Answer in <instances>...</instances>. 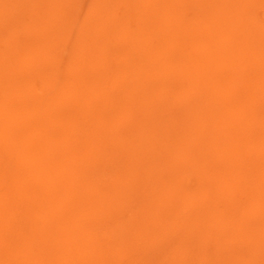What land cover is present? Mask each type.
<instances>
[{"label":"rangeland","instance_id":"obj_1","mask_svg":"<svg viewBox=\"0 0 264 264\" xmlns=\"http://www.w3.org/2000/svg\"><path fill=\"white\" fill-rule=\"evenodd\" d=\"M5 1H0V39L5 40L0 48L13 55L7 59L9 54L3 58L0 52V68H5L0 69V264L13 259V264H264V192L251 196L252 202L243 193L250 175L264 181V135H258L264 128V0L243 3L244 15L234 0ZM193 66L204 71L198 84L184 77L186 70L191 76ZM180 68H185L182 75ZM237 114L246 117L242 124ZM212 127L219 131L212 154L225 155L224 141L231 147L227 155L248 143L245 166L239 165L242 158H203L210 151ZM242 131L241 146L236 133ZM148 132L155 137L144 142L149 151L141 154L140 136ZM176 142L190 148L185 154L187 147H181L186 160L192 153L196 157L184 178L172 168L183 156L174 153ZM178 183L189 190L182 188L180 198L192 190L196 196L189 193L192 200L179 203ZM169 197L177 200L172 202L176 213ZM196 210L202 219L191 215Z\"/></svg>","mask_w":264,"mask_h":264},{"label":"bare ground","instance_id":"obj_2","mask_svg":"<svg viewBox=\"0 0 264 264\" xmlns=\"http://www.w3.org/2000/svg\"><path fill=\"white\" fill-rule=\"evenodd\" d=\"M1 1V0H0ZM4 1V0H3ZM6 1H8V0H6ZM6 1H5V3H6ZM18 1V0H17ZM68 1V0H67ZM70 1V0H69ZM112 1H115V0H112ZM178 1V0H177ZM207 1H209V0H207ZM206 1V3H208ZM214 1V0H213ZM223 1V0H222ZM228 1V0H227ZM241 0H234V2H236V4L237 5H239V9L237 10L238 12H239V14L240 15H244V14H246L247 13V11L245 10V7H244V4L243 3H247L246 5H249V3L248 2H250V1H253V0H244L245 2H240ZM246 1H248V2H246ZM9 2H11V1H9ZM12 2H13V0H12ZM21 2V1H20ZM108 2V1H107ZM215 2V1H214ZM213 2V3H214ZM231 2H233L232 0H231ZM240 2V3H239ZM13 3H15V2H13ZM17 3V2H16ZM75 3V2H74ZM105 3V2H104ZM210 3V2H209ZM219 4H220V9L219 10H221L224 6H221V2L219 1L218 2ZM239 3V4H238ZM100 4H101V2H100ZM108 4V3H107ZM110 4V3H109ZM143 4V3H142ZM177 4V3H176ZM215 4H217V3H215ZM224 4H226V3H224ZM223 4V5H224ZM227 4H231V3H227ZM3 5H4V2H3ZM10 5V4H9ZM21 5V4H20ZM20 5H18V6H20ZM72 5H73V3H72ZM104 5V4H103ZM175 5V4H174ZM243 5V6H242ZM5 6V5H4ZM7 6V5H6ZM26 6V5H25ZM68 6H70V5H68ZM211 6V5H210ZM210 6H208V7H210ZM228 7H230L229 5H227ZM232 6V5H231ZM8 7V6H7ZM58 7V6H57ZM102 7V6H101ZM133 7H134V5H133ZM144 7V6H143ZM173 7V6H172ZM207 7V8H208ZM214 7H216L215 9H218V6H214ZM222 7V8H221ZM235 7V6H234ZM1 8H3L2 6H1ZM1 8H0V12H2L1 11ZM6 8V7H5ZM12 8H14V7H12ZM225 8H227V7H225ZM9 10H10V8H8ZM7 9V10H8ZM16 11H17V6H16ZM23 9V8H22ZM27 9V8H26ZM136 9V8H135ZM163 9V8H162ZM178 9V8H177ZM214 9V8H213ZM232 9V8H231ZM145 10H147V9H145ZM175 10V9H174ZM201 10V9H200ZM210 10V9H209ZM228 10H229V8H228ZM12 11V10H11ZM11 11H8V13L9 12H11ZM109 11V10H108ZM135 11V10H134ZM233 11H234V9L231 11L232 13H233ZM237 11H235L234 12V14L237 12ZM4 12V11H3ZM138 12V11H137ZM223 12V11H222ZM227 12V11H226ZM16 13V12H15ZM51 13V12H50ZM93 13V12H92ZM109 13V12H108ZM227 13H229V12H227ZM18 14V13H17ZM16 14V15H17ZM25 14H26V12H25ZM94 14V13H93ZM97 14V13H96ZM146 14V13H145ZM212 14V13H211ZM234 14H232V15H234ZM9 15V14H8ZM13 15V14H12ZM58 15V14H57ZM98 15V14H97ZM209 15V14H208ZM220 15V14H219ZM231 15V16H232ZM237 15V14H236ZM3 16H5V15H3ZM7 16V15H6ZM21 16H22V14H21ZM26 16V15H25ZM37 16V15H36ZM60 16V15H59ZM140 16V15H139ZM205 17H206V15H204ZM203 16V17H204ZM209 16H211V15H209ZM215 15L213 14V17H214ZM217 16V15H216ZM222 16V14L220 15V17ZM224 16V15H223ZM248 16V15H247ZM9 17V16H8ZM18 17H20V16H18ZM143 17V16H142ZM141 17V18H142ZM163 17V16H162ZM240 17V16H239ZM6 18V17H5ZM15 18H16V16H15ZM29 18V17H28ZM35 18V17H34ZM103 18V17H102ZM138 18V17H137ZM217 18V17H216ZM8 19V18H7ZM10 19V18H9ZM9 19L6 21V22H8L9 21ZM38 19V18H37ZM36 18H35V20H37ZM58 19V18H57ZM60 20H58V21H60L61 23H63L62 22V19L61 18H59ZM87 19V18H86ZM94 19H96V18H94ZM98 19V18H97ZM204 19V18H203ZM239 19V18H238ZM14 20V19H13ZM40 20V19H39ZM66 20H67V18H66ZM80 20V19H79ZM136 20V19H135ZM217 20V19H216ZM2 21H4V18H3V20L1 19V22ZM11 21V20H10ZM18 21V20H17ZM38 21V20H37ZM74 21V20H73ZM226 21V20H225ZM121 22V21H120ZM205 22V21H204ZM214 22V21H213ZM5 23V22H4ZM9 23V22H8ZM14 23V22H13ZM31 23H32V21H31ZM40 23V22H39ZM84 23H85V20H84ZM87 23V22H86ZM114 23V22H113ZM141 23V22H140ZM209 23V22H208ZM220 23H221V21H220ZM20 24V23H19ZM89 24V23H88ZM214 24V23H213ZM219 24V23H218ZM236 24V23H235ZM29 25V24H28ZM34 25V24H33ZM40 25V24H39ZM91 25V24H90ZM102 25V24H101ZM214 25H217V24H214ZM6 26V25H5ZM24 26V25H23ZM37 26V25H36ZM83 26H85L84 24H83ZM95 26V25H94ZM41 27V26H40ZM224 27V26H223ZM244 27H246V26H244ZM52 28V27H51ZM101 28V27H100ZM3 29V28H2ZM1 28H0V30H2ZM6 29V28H5ZM8 29V28H7ZM41 29H42V27H41ZM60 29V28H59ZM65 30H66V28H65ZM85 30V29H84ZM144 30V29H143ZM237 30V29H236ZM239 30V29H238ZM3 31H5V30H3ZM44 31V30H43ZM46 31V30H45ZM119 31V30H118ZM55 32H56V30H55ZM93 32V31H92ZM222 32V31H221ZM235 32H237V31H235ZM263 32V31H262ZM35 33V32H34ZM112 33V32H111ZM121 33V32H120ZM124 33H126V32H124ZM123 33V34H124ZM67 34V33H66ZM72 34V33H71ZM93 34V33H92ZM100 34V33H99ZM122 34V33H121ZM189 34H190V32H189ZM235 34V33H234ZM234 34H232V35H234ZM53 35V34H52ZM74 35V34H73ZM73 35H72V37H73ZM191 35V34H190ZM210 35V34H209ZM231 35V36H232ZM55 36V35H54ZM75 36V35H74ZM236 36V35H235ZM51 37V36H50ZM49 37V38H50ZM83 37V36H82ZM53 38V37H52ZM79 38V37H78ZM215 38V37H214ZM14 39V38H13ZM71 39V38H70ZM76 39V38H75ZM146 39V38H145ZM234 39V38H233ZM1 40V39H0ZM4 40V39H3ZM3 40H1V42L3 41ZM78 40H80V38L78 39ZM192 40V39H191ZM5 41V40H4ZM7 43L8 44H10L9 43V39H7ZM13 42H14V40H12ZM11 41V42H12ZM69 41V40H68ZM147 42V41H146ZM231 42V41H230ZM6 42L4 43H2V44H6V45H8ZM138 43H136V45H137ZM242 44V43H241ZM23 45H25V44H23ZM86 45V44H85ZM94 45H95V43H94ZM135 45V44H134ZM140 45V44H139ZM201 45V44H200ZM89 46H90V44H89ZM91 46H92V44H91ZM6 47V46H5ZM4 47V48H5ZM8 47V46H7ZM11 47L13 48L14 47V45L13 44H11ZM10 46L8 47V52H9V49L11 48ZM86 47V46H85ZM194 47V46H193ZM24 48V47H23ZM22 48V49H23ZM59 48V47H58ZM227 48V47H226ZM230 48V47H229ZM238 48V47H237ZM101 49H103V48H101ZM108 49V48H107ZM228 49V48H227ZM232 49V48H231ZM252 49V48H251ZM4 50V49H3ZM3 50H1V48H0V52L1 51H3ZM96 50V49H95ZM109 50V49H108ZM113 50H115V52L117 51L116 49H113ZM140 50V49H139ZM229 50V49H228ZM6 51V52H7ZM14 51V49H12V52ZM20 51V50H19ZM98 51H99V49H98ZM110 51V50H109ZM11 52V53H12ZM114 52V51H113ZM240 52V51H239ZM2 53V52H1ZM1 53H0V55H1ZM4 53V52H3ZM2 53V55H3V58H4V55L6 54V53H4L3 54ZM13 53H16L15 51L13 52ZM85 53V52H84ZM89 53V52H88ZM98 53H100V52H98ZM102 53H104V51L102 52ZM111 53V52H110ZM146 53V52H145ZM232 53V52H231ZM250 53H252V52H250ZM9 54V56H8V58L7 59H9V57L10 56H12V55H10V52L8 53ZM8 54H6V57H7V55ZM35 54V53H34ZM80 54V53H79ZM83 54V53H82ZM109 53H107V55H108ZM141 54V53H140ZM151 54V53H150ZM243 54V53H242ZM244 54H247V52L246 53H244ZM253 54V53H252ZM255 54V53H254ZM1 55V56H2ZM114 55V54H113ZM236 55V54H235ZM86 56V55H85ZM141 56V55H140ZM164 56V55H163ZM79 57H80V55H79ZM107 57V56H106ZM147 57V56H146ZM152 57V56H151ZM241 57V56H240ZM1 58V57H0ZM81 58V57H80ZM139 58V57H138ZM149 57H147V59H148ZM154 58V57H153ZM20 59H21V57H20ZM31 59V58H30ZM29 59V60H30ZM74 59V58H73ZM105 59V58H104ZM146 59V60H147ZM1 60V59H0ZM12 60H13V58H12ZM33 60V59H32ZM41 60V59H40ZM75 60V59H74ZM93 60V58H91L90 60H87L86 59V61H92ZM108 60H110V59H108ZM155 60V59H154ZM154 60H152V61H154ZM2 62H3V59L1 60ZM4 61H6L7 62V60H4ZM94 61V60H93ZM105 61H106V59H105ZM163 61V60H162ZM9 62V61H8ZM7 62V63H8ZM75 62V61H74ZM96 62V61H95ZM106 62H109V61H106ZM151 62V61H150ZM237 62H238V60H237ZM10 63V62H9ZM8 63V64H9ZM39 63V62H38ZM98 63V62H97ZM105 63V62H104ZM233 63V62H232ZM45 64V63H44ZM47 64V63H46ZM89 64V63H88ZM102 64V63H101ZM109 64V63H108ZM135 64V63H134ZM148 64V63H147ZM0 65H4V64H0ZM39 65V64H38ZM41 65V64H40ZM48 65V64H47ZM93 65V64H92ZM107 65V64H106ZM153 65V64H152ZM6 66V65H5ZM43 66H45V65H43ZM49 66V65H48ZM55 66V65H54ZM73 66H75V65H73ZM87 66V65H86ZM102 66V65H101ZM100 66V67H101ZM163 66V65H162ZM162 66H161V68H159L160 70L162 69ZM223 66V65H222ZM2 67H4V66H1V68L0 69H2ZM8 67V66H7ZM6 67V68H7ZM12 67V66H11ZM97 67H99L98 65H97ZM99 67V68H100ZM106 67V66H105ZM104 67V68H105ZM171 67V66H170ZM215 67V68H214ZM239 66H237V65H235V68H238ZM41 68V67H40ZM86 68H88V67H86ZM89 68H91V67H89ZM93 68V67H92ZM127 68V67H126ZM164 68L165 67H163V69L162 70H164ZM212 68V67H211ZM211 68H209V69H207V70H210ZM213 68H214V70H219V68H220V66L219 65H216V63H215V65L213 66ZM260 67H258V69H259ZM170 69V68H169ZM169 69H168V71H169ZM3 71H5V68H3L2 69ZM27 71H28V69H26ZM82 70V69H81ZM85 70V69H84ZM171 70V69H170ZM180 70H182V71H180ZM180 72L178 71V74L179 75H182L183 74V72H184V70H185V68L184 69H182V68H180ZM3 71H0V73L1 72H3ZM8 71V70H7ZM39 71H41L40 69H39ZM67 71V70H66ZM96 71V70H95ZM110 71V70H109ZM148 71V73H149V70H147ZM155 71V70H154ZM201 71H202V69H201ZM200 70H198V68L197 67H195V66H193V69H192V73H190L191 74V76H188V71L186 70L185 71V73H184V75H187V76H184V77H187V78H192V81L194 82V83H199V81H203V79L201 78V75H203V73H204V71L203 72H201ZM233 71V70H232ZM237 71V70H236ZM25 72V71H24ZM130 72V71H129ZM141 72V71H140ZM166 72V71H165ZM201 72V75L199 74ZM6 73V72H5ZM8 73V72H7ZM6 73V75H8ZM70 73V72H69ZM162 73V72H161ZM259 73V72H258ZM10 74H12V73H10ZM6 75H5V77H6ZM23 75V74H22ZM104 75V74H103ZM163 75V74H162ZM170 75H175V76H177L176 75V73H172V74H170ZM76 76V75H75ZM139 76V75H138ZM153 76V75H152ZM175 76H171V77H175ZM212 76H214V72H212ZM117 77V76H116ZM121 77V76H120ZM135 77H137V75L135 76ZM146 77V76H145ZM125 78V77H124ZM143 78V77H142ZM152 78H156V77H152ZM5 79V78H4ZM7 79V78H6ZM9 79L11 80V77H10V75H9ZM85 79V78H84ZM86 79H88V78H86ZM101 79V78H100ZM103 79V78H102ZM101 79V80H102ZM122 79V78H121ZM14 80V79H13ZM13 80H12V82H13ZM20 80V79H19ZM105 80V79H104ZM170 80V79H169ZM5 81V80H4ZM91 81V80H90ZM123 81V80H122ZM142 81V80H141ZM173 81H174V79H173ZM17 82V81H16ZM115 82V81H114ZM3 83H5V82H3ZM126 83V82H125ZM145 84V83H144ZM2 85V84H1ZM10 85V84H9ZM31 85V84H30ZM13 86V85H12ZM29 86V85H28ZM102 86V85H101ZM146 86H147V84H146ZM117 87V86H116ZM4 88V87H3ZM29 88V87H28ZM45 88V87H44ZM78 88V87H77ZM143 88H145V86L143 87ZM1 89V88H0ZM17 89H21V88H17ZM24 89V88H23ZM27 89V88H26ZM138 89V88H137ZM147 89H148V87H147ZM30 90V89H29ZM36 90V89H35ZM49 90V89H48ZM133 90V89H132ZM150 90H151V88H150ZM228 90H229V88H228ZM18 91H21L20 93L21 94H23L22 93V89L21 90H18ZM28 91V90H27ZM32 91V90H31ZM65 91V90H64ZM124 91V90H123ZM13 93H16L15 92V90L14 91H12ZM136 92V91H135ZM51 93V92H50ZM74 93V92H73ZM86 93V92H85ZM0 94H1V91H0ZM58 94V93H57ZM88 94V93H87ZM137 94H140V92L139 93H137ZM172 94V93H171ZM125 95V94H124ZM187 95V94H186ZM3 96V98H4V95H2ZM6 96V95H5ZM15 96V95H14ZM17 96V95H16ZM16 96H15V98H16ZM134 96H136L135 94H134ZM182 97L184 96L183 94L181 95ZM20 96H18V98H19ZM100 97H101V95H100ZM104 97V96H103ZM118 97V96H117ZM132 97V96H131ZM8 98H10V96H8ZM12 98V97H11ZM135 98V97H134ZM109 99V98H108ZM139 99V98H138ZM3 100V99H2ZM6 100H8L7 98H6ZM11 100V99H10ZM13 100V99H12ZM44 100V99H43ZM140 100V99H139ZM58 101V100H57ZM138 101V100H137ZM1 102V101H0ZM10 102V101H9ZM14 102V101H13ZM25 103V102H24ZM83 103V102H82ZM86 103V102H85ZM186 103V102H185ZM3 104H5V103H3ZM22 104V103H21ZM42 104V103H41ZM84 104V103H83ZM128 104H130V103H128ZM250 104V103H249ZM6 105V104H5ZM43 105V104H42ZM245 105H247V104H245ZM16 106V105H15ZM82 106V105H81ZM0 107H2V106H0ZM6 107H7V105H6ZM10 107V106H9ZM18 107V106H17ZM49 107V106H48ZM59 107H60V105H59ZM85 108H86V106H84ZM84 107H82V108H84ZM133 107V106H132ZM4 108V107H3ZM2 108V109H3ZM1 109V108H0ZM1 109V110H2ZM11 109H13V108H11ZM15 109V108H14ZM56 109V108H55ZM88 109V108H87ZM139 109H140V107H139ZM4 110V109H3ZM16 110V109H15ZM20 110V108L17 110V112ZM46 110H48V109H46ZM234 110V109H233ZM250 110V109H249ZM60 112H61V110H59ZM94 111V110H93ZM123 111V110H122ZM235 111V110H234ZM2 112V111H1ZM9 112V111H8ZM140 112V111H139ZM153 112V111H152ZM228 112V111H227ZM13 113H14V111H13ZM18 113H20V112H18ZM102 113H104V112H102ZM154 113V112H153ZM238 113V112H237ZM8 114V113H7ZM63 114V113H62ZM154 114H156V113H154ZM224 114H226V113H224ZM236 114V113H235ZM251 114V113H250ZM86 115V114H85ZM90 115V114H89ZM97 115V114H96ZM111 115V114H110ZM116 115V114H115ZM138 115H139V113H138ZM9 115H7V117H8ZM39 116V115H38ZM92 116V115H91ZM90 116V117H91ZM99 116V115H98ZM108 116V115H107ZM131 116V115H130ZM135 116H137V114L135 115ZM146 116V115H145ZM157 116V115H156ZM166 116V115H165ZM227 116H230V115H228L227 114ZM11 117V116H10ZM77 117V116H76ZM82 117V116H81ZM85 118H86V116H84ZM89 117V118H90ZM93 117V116H92ZM138 117V116H137ZM233 116H230V119L232 118ZM9 118V117H8ZM8 118H7V120H8ZM243 118H246L245 116H241L240 117V114H237L236 115V118L235 119H237V120H239V121H236V120H234V121H236V122H239L240 124H242L243 122H241L242 120H243ZM12 119V118H11ZM70 119V118H69ZM98 119V118H97ZM105 119V118H104ZM228 119V118H227ZM75 120H76V118H75ZM160 120V119H159ZM70 121V120H69ZM102 121V120H101ZM104 121V120H103ZM102 121V122H103ZM163 121V120H162ZM228 121V120H227ZM93 122V121H92ZM146 122V121H145ZM228 122H231V123H233V120L232 121H228ZM7 123V122H6ZM32 123V122H31ZM132 123V122H131ZM154 123H156V122H154ZM2 124V123H1ZM12 124V123H11ZM34 124V123H33ZM121 124V123H120ZM157 124V123H156ZM235 124H238V123H234V125ZM239 124V125H240ZM3 125H5V124H3ZM19 125V124H18ZM48 125V124H47ZM65 125V124H64ZM63 125V126H64ZM68 125V124H67ZM79 125V124H78ZM106 125H107V123L105 124V127H106ZM142 125H144V123H142ZM154 125V124H153ZM158 125H159V123H158ZM168 125V124H167ZM230 126H231V124H229ZM263 125H264V123H263ZM8 126H10L9 124H8ZM69 126V125H68ZM71 126H73V125H71ZM102 126V125H101ZM115 126H116V124H115ZM119 126V125H118ZM121 126V125H120ZM119 126V127H120ZM145 126V125H144ZM169 126V125H168ZM252 126V124L249 126V127H251ZM3 127V126H2ZM6 127V126H5ZM65 127H67V126H65ZM90 127V126H89ZM93 127V126H92ZM102 127H104V126H102ZM105 127H104V129H105ZM112 127V126H111ZM142 127V126H141ZM140 127V128H141ZM62 128V127H61ZM60 128V129H61ZM69 128V127H68ZM74 128V127H73ZM97 128V127H96ZM124 128V127H123ZM143 128V127H142ZM154 128V127H153ZM156 128V127H155ZM170 128V127H169ZM108 129V128H107ZM106 129V130H107ZM144 129V128H143ZM151 129V128H150ZM254 129V128H253ZM256 129V128H255ZM0 130H2V129H0ZM3 130H5V128L3 129ZM7 130V129H6ZM5 130V131H6ZM11 130V129H10ZM72 130V129H71ZM77 130V129H76ZM101 130H102V128H101ZM121 130V129H120ZM124 130V129H123ZM128 130V129H127ZM65 131V130H64ZM70 131V130H69ZM103 131V130H102ZM119 131V130H118ZM133 131V130H132ZM140 131H142V130H140ZM152 131V130H151ZM150 131V132H151ZM166 131V130H165ZM3 132V131H2ZM15 132H17V130L15 131ZM62 132V131H61ZM66 132V131H65ZM93 132V131H92ZM96 132V131H95ZM108 132H110L109 130H108ZM107 132V133H108ZM116 132V131H115ZM150 132H148L149 133V135L148 134H145V135H147V136H143V135H141L140 136V148H141V151H140V153L141 154H143V153H146L147 151H149V147H146V148H144V142L146 141V140H150V138L152 139V138H154L155 136L153 135V133H152V135H151V137H150ZM153 132H154V130H153ZM258 132H260L258 135H264V128L262 129V130H259ZM72 133V132H71ZM104 133V132H103ZM118 133V132H117ZM144 133V132H143ZM155 133H158V132H155ZM5 134V133H4ZM70 134V133H69ZM106 134V133H105ZM110 134V133H109ZM118 134H120V131H119V133ZM117 134V135H118ZM142 134V133H141ZM6 135V134H5ZM160 135H161V133H160ZM218 135H219V131H216L215 129H214V127H212V129L209 131V136H208V141H209V150L210 151H208V152H206V153H204L202 156H203V158L206 160V161H209L210 159H213V158H211L212 157V152L213 151H215L216 150V147H217V145H218V143H219V139H217L218 138ZM236 135H238L239 137L238 138H240V143H241V146L246 142V140L244 139V136H245V133L242 131V132H237L236 133ZM71 136V135H70ZM112 136V135H111ZM110 136V137H111ZM119 136V135H118ZM153 136V137H152ZM157 136V135H156ZM226 136V135H225ZM69 137V136H68ZM72 137H70L69 139H71ZM136 139H135V141H137L138 140V133H137V135H136V137H135ZM163 138V137H162ZM168 138V137H167ZM227 138V137H226ZM229 138H231V137H228V139ZM3 139V138H2ZM67 139V138H66ZM93 139V138H92ZM105 139V138H104ZM89 140V139H88ZM154 140V139H153ZM163 140H164V138H163ZM163 140L161 141V142H163ZM225 140V139H224ZM3 141V140H2ZM90 141H92V140H90ZM97 141V140H96ZM108 141V140H107ZM114 141V140H113ZM93 142V141H92ZM154 142V141H153ZM14 143H15V139H14ZM41 143V142H40ZM59 143V142H58ZM65 143V142H64ZM69 143V142H68ZM95 143V142H94ZM113 143V142H112ZM130 143V142H129ZM181 143L182 142H180L179 144L181 145ZM192 143H194V142H192ZM49 144H52V143H49ZM85 144H86V140H85ZM96 144V143H95ZM94 144V145H95ZM123 144V143H122ZM154 144V143H153ZM229 144V143H228ZM227 144V142L226 141H224V142H222L221 143V146H220V148L222 149V150H224V154L225 155H222V153L220 152H218L217 154H215V155H213L217 160H219V161H222V162H225V161H228L229 159H235V161H237L238 159L240 160V158H242L241 160L243 161V162H241V160H240V162L241 163H239V165H243V166H245V156H244V148L247 146H249V145H247L248 143H245V146H243V148H242V151H241V147L240 148H238V147H236L235 149H236V151L238 152V153H233L232 155H227L226 154V152L228 151V148H231L230 147V145H228ZM72 145V144H71ZM89 145H90V143H89ZM114 145H115V143H114ZM124 145V144H123ZM156 145V144H155ZM161 145V147H162V145H165L164 144V142L163 143H161L160 144ZM173 145V144H172ZM178 144H177V142L175 143V147L177 146ZM117 146V145H116ZM130 146H134L135 147V149H136V145H134V142L132 141V144L130 145ZM151 146V145H150ZM183 145H181V147H182ZM194 146H195V144H194ZM19 147V146H18ZM70 147V146H69ZM93 147V146H92ZM97 146H94V148H96ZM102 147V146H101ZM129 147V146H128ZM133 147V148H134ZM166 147L168 148V145L166 144ZM174 147V146H173ZM178 147V146H177ZM177 147H176V150H177ZM180 146L178 147L179 148V150L178 151H175V150H173V151H175L174 153H180V152H182V148H181ZM184 148H186L187 147V151L185 152V150H184V152L183 153H185V154H187V152H188V150H190V148H188V145H186V144H184V146H183ZM190 147H191V145H190ZM202 147H203V145H202ZM115 148V147H114ZM152 148H153V146H152ZM170 148V147H169ZM180 148H181V150H180ZM12 149V148H11ZM15 150L14 151H16L17 150V147L16 148H14ZM22 149V148H21ZM91 149V148H90ZM100 149V148H99ZM76 150H77V148H76ZM92 150V149H91ZM94 150V149H93ZM107 150V149H106ZM156 150V147H155V149H154V151ZM167 150H169V149H167ZM18 151H19V149L17 150V153H18ZM23 151V150H22ZM83 151V150H82ZM88 151V150H87ZM101 151H103V150H101ZM109 151H110V149H109ZM134 151V150H133ZM137 151V150H136ZM153 151V150H152ZM153 151V152H154ZM191 151V150H190ZM217 151V150H216ZM86 152V151H85ZM84 152V153H85ZM193 152H195L196 153V151H193ZM16 153V152H15ZM14 153V154H15ZM77 153V152H76ZM100 154H101V152H99ZM111 153V152H110ZM162 153V152H161ZM190 153V152H189ZM188 153V154H189ZM192 153V152H191ZM125 154V153H124ZM153 154V153H152ZM185 154H182V153H180L179 155L181 156V155H183V156H181V160H182V162L180 161V160H178V159H180V158H178L177 160H178V163H179V161H180V164H178L177 163V165H173V170H174V172H175V170L177 171V173L180 175V176H183L182 178H184V174L186 173L185 171H187L188 170V172H190L191 170L190 169H194L195 167L194 166H196V157L193 155V153H192V155L190 156V157H192L193 156V158L191 159L190 157H188L189 158V160L187 159H185V158H187V157H184L185 156ZM84 155V154H83ZM94 155H96L97 156V154H94ZM103 155V154H102ZM105 155V154H104ZM163 155V154H162ZM179 155H177L178 157H179ZM85 156V155H84ZM91 156V155H90ZM95 156V157H96ZM149 156V155H148ZM187 156V155H186ZM241 156V157H240ZM4 157V156H3ZM28 157V156H27ZM58 157V156H57ZM102 157V156H101ZM109 157H110V155H109ZM183 157H184V159H183ZM264 157V156H263ZM83 158V157H82ZM98 158V157H97ZM105 158H106V155H105ZM147 158V157H146ZM175 158V157H174ZM19 159V158H18ZM85 159V158H84ZM6 160H7V158H6ZM101 160V159H100ZM99 160V161H100ZM137 160V159H136ZM214 160V159H213ZM12 161V160H11ZM26 161H28L27 159H26ZM92 161V160H91ZM131 161V160H130ZM158 161V160H157ZM161 161V160H160ZM173 161V160H172ZM95 162V161H94ZM129 162V161H128ZM177 162V161H176ZM23 163V162H22ZM28 163V162H27ZM88 163V162H87ZM174 163V162H173ZM1 164V163H0ZM11 164V163H10ZM91 164V163H90ZM157 164V163H156ZM166 164V163H165ZM174 164H176V163H174ZM238 164V163H237ZM251 163H248L247 165H250ZM254 164V168L256 169L257 167H259L260 165L257 163V162H255V163H253ZM264 164V163H263ZM12 165V164H11ZM86 165V164H85ZM136 165V164H135ZM163 165V164H162ZM99 166V165H98ZM137 166V165H136ZM125 167V166H124ZM163 167H164V165H163ZM5 168V167H4ZM165 168V167H164ZM170 168H171V166H170ZM46 169V168H45ZM168 169V168H167ZM165 170V169H164ZM6 171V170H5ZM129 171V170H128ZM137 171V170H136ZM3 172V171H2ZM132 172V171H131ZM163 172V171H162ZM176 173V172H175ZM191 173H194V172H191ZM164 174V173H163ZM183 174V175H182ZM197 174V173H196ZM79 175V174H78ZM131 175V174H130ZM187 175V174H186ZM185 175V176H186ZM189 175H190V173H188V177H189ZM198 176H200L199 174H197ZM122 177H123V175H121ZM164 176V175H163ZM194 176V175H193ZM79 177V176H78ZM124 178V177H123ZM126 178V177H125ZM201 178V177H200ZM199 177H197V179H198V182H202V180L200 179ZM2 179V178H1ZM0 179V180H1ZM78 179V178H77ZM119 179H120V177H119ZM144 179V178H143ZM194 179V178H193ZM195 179H196V176H195ZM84 180V179H83ZM127 180V179H126ZM163 180H165V179H163ZM162 180V181H163ZM258 180V181H257ZM79 181V180H78ZM132 181V180H131ZM261 180L259 179V178H255L254 179V175H250V179L247 181V184H246V186L243 188V193H244V195L245 196H247L248 198H247V200L248 201H251L250 199H251V196H258L259 194H260V192H264V181H261ZM165 182V181H164ZM81 183V182H80ZM118 183V182H117ZM162 183V182H161ZM166 183V182H165ZM195 183H196V181H195ZM138 184V183H137ZM167 184V183H166ZM58 185V184H57ZM256 185H258L256 188H255V190L252 188V187H255ZM21 186V185H20ZM80 186H82L81 184H80ZM127 186H129V185H127ZM169 186V185H168ZM177 186H179L178 187V189H180V190H178V189H176L177 190V196L180 194V191H182V190H184L183 192L184 193H186L185 191H186V189H187V191H189L188 190V188H185L184 189V185L182 186V184L181 185H179V183L177 184ZM181 186V187H180ZM110 187V186H109ZM112 187V186H111ZM132 187V186H131ZM185 187H187V186H185ZM104 187H102V189H103ZM143 188V187H142ZM164 188V187H163ZM174 188V187H173ZM177 188V187H176ZM183 188V189H182ZM41 189V188H40ZM52 189H53V187H52ZM58 189H59V187H58ZM105 189H107V187L105 188ZM125 189L127 190V188H126V186H125ZM124 189V190H125ZM138 189V188H137ZM161 189H162V187H161ZM182 189V190H181ZM28 190V189H27ZM34 190V189H33ZM42 190V189H41ZM46 190H48V189H46ZM104 190V189H103ZM110 190H111V188H110ZM123 190V191H124ZM172 190V189H171ZM175 190V191H176ZM29 191V190H28ZM38 191H40V190H38ZM58 191V190H57ZM133 191V190H132ZM169 191V190H168ZM193 192L191 193V191L189 192L190 194H191V198H193L194 196H196L195 195V192H194V190H192ZM49 192V191H48ZM107 192V191H106ZM179 192V193H178ZM34 193H35V191H34ZM57 193V192H56ZM102 193V192H101ZM108 193V192H107ZM110 193V192H109ZM167 193V192H166ZM175 193V192H174ZM182 193V192H181ZM188 193V192H187ZM188 193V194H189ZM252 193V194H251ZM25 194V193H24ZM30 194V193H29ZM54 194V193H53ZM100 194V193H99ZM103 194H106L105 192H103ZM172 194V193H171ZM188 194L187 195H184V194H181V196L182 195H184V197H182V198H180L179 196V198H176L177 196H173L174 198H176L177 200L178 199H180V200H178L179 201V203H182V201H181V199L183 200V201H191L192 199L190 198V196H189V198L188 197H186V196H188ZM35 195V194H34ZM57 195V194H56ZM63 195H64V193H63ZM107 195V194H106ZM126 195V194H125ZM176 195V194H175ZM194 195V196H193ZM228 192H227V197H228ZM25 196H26V194H25ZM65 196V195H64ZM98 196V195H97ZM98 197H100V196H98ZM163 197V196H162ZM165 197V196H164ZM168 196L166 195V198H167ZM259 197H261V196H259ZM30 198H31V196H30ZM45 198H47V197H45ZM50 198V197H49ZM174 198H173V200H174ZM262 198H264V197H262ZM28 200H29V197L27 198ZM33 199V198H32ZM41 199V198H40ZM99 199V198H98ZM1 200V199H0ZM51 200H52V198H51ZM103 200H105L104 198H103ZM168 200V199H167ZM170 201V197H169V201L171 202V206H173L174 204H172V202L173 203H175V202H177V200L176 201ZM260 200H262L261 198H260ZM259 200V201H260ZM32 201H34V200H32ZM44 201V200H43ZM101 201V200H100ZM112 201V200H111ZM181 201V202H180ZM30 202H31V200H30ZM38 202H40V201H38ZM46 202V201H45ZM44 202V203H45ZM48 202V201H47ZM104 202V201H103ZM252 202V201H251ZM6 203V202H5ZM42 203V202H41ZM51 203V202H50ZM162 203V202H161ZM187 202H185V204H186ZM31 204H32V202H31ZM167 204V203H166ZM169 204V203H168ZM175 204H177V203H175ZM24 205H25V203H24ZM110 205V204H109ZM187 205V204H186ZM47 206V205H46ZM81 206V205H80ZM155 206V205H154ZM177 206V205H176ZM175 205H174V207L171 209V211H174L175 210V212L174 213H176V211H177V207H176ZM25 207V206H24ZM31 207V206H30ZM157 207V206H156ZM155 207V208H156ZM160 207V209L162 208V206H159ZM169 207H170V204H169ZM240 207V206H239ZM32 208V207H31ZM34 208V207H33ZM32 208V209H33ZM195 208V207H194ZM100 209V208H99ZM159 209V208H158ZM196 209V208H195ZM23 210L24 209H22V213H25V212H23ZM25 210L27 211V208H25ZM45 210V209H44ZM34 211V210H33ZM55 211V210H54ZM162 212V211H161ZM196 212H197V214H196ZM196 212L195 213H193V214H191V215H193V216H195L196 215V218L198 217L197 215H198V213L200 212L199 210H196ZM233 212V211H232ZM4 213V212H3ZM2 213V214H3ZM28 213V212H27ZM26 213V214H27ZM57 213V212H56ZM263 213H264V211H263ZM25 214V215H26ZM49 214V213H48ZM173 214V213H172ZM4 215V214H3ZM2 215V216H3ZM23 215V214H22ZM28 215H29V213H28ZM30 215H31V213H30ZM50 215V214H49ZM188 215V214H187ZM264 215V214H263ZM1 216V217H2ZM199 216H200V213H199ZM23 217V216H22ZM26 219H28V217L27 216H24ZM23 217V219L25 220V218ZM30 217V216H29ZM59 217V216H58ZM89 217V216H88ZM204 217H206V216H204ZM263 218H264V216H262ZM17 218V217H16ZM51 218V217H50ZM225 218V217H224ZM223 218V219H224ZM262 218V219H263ZM2 219V218H1ZM52 219H53V217H52ZM64 219V218H63ZM185 219V218H184ZM199 219H202V217L200 216V218ZM214 219H216L215 217H214ZM179 220V219H178ZM181 220V219H180ZM217 220V219H216ZM215 220V221H216ZM264 220V219H263ZM2 221V220H1ZM38 221H40V220H38ZM54 221H56V220H54ZM214 221V220H213ZM217 221H219V220H217ZM6 222V221H5ZM18 222V221H17ZM220 222V221H219ZM216 223V222H215ZM257 223H258V221H257ZM262 222H261V220H260V224H261ZM3 224V223H2ZM50 224V223H49ZM264 224V223H263ZM34 225V227L33 228H35V226L37 225H35V224H33ZM32 224H31V226H33ZM70 225V224H69ZM256 225V224H255ZM55 226V225H54ZM71 226V225H70ZM220 226V225H219ZM222 226V225H221ZM257 226V225H256ZM2 226H0V228H1ZM37 228H38V226H37ZM218 228H220V227H218ZM223 229V228H222ZM64 230V229H63ZM73 230V229H72ZM67 231H69V230H67ZM71 231V230H70ZM223 231V230H222ZM260 231L263 233V230H262V228H260ZM63 232V231H62ZM66 232V231H65ZM43 233H45V232H43ZM210 233V232H209ZM261 233V234H262ZM37 234H39V233H37ZM36 234V235H37ZM41 235V234H40ZM201 235V234H200ZM35 236V235H34ZM261 237V236H260ZM264 237V236H263ZM157 238V237H156ZM42 239V238H41ZM47 239V238H46ZM49 240V239H48ZM48 240H47V242H48ZM123 240V239H122ZM229 241V240H228ZM262 241H264V239H262ZM25 242V241H24ZM42 242V241H41ZM33 243V242H32ZM44 244V243H43ZM48 245V243H45V245ZM255 244V243H254ZM257 244V243H256ZM0 245H1V243H0ZM45 245L43 246V247H45ZM253 246V245H252ZM27 247H29V245H27L26 246V248ZM51 246H49V248H50ZM254 248H255V246H253ZM25 248V249H26ZM46 248H47V246H46ZM259 248V247H258ZM261 248V247H260ZM22 249V248H21ZM24 249V248H23ZM48 249V248H47ZM255 249H257V248H255ZM255 249H253V250H255ZM43 250H45V249H43ZM50 250V249H49ZM55 251V250H54ZM20 252H21V250H20ZM23 252H25V251H23L22 250V253ZM38 252H41V251H38ZM45 252H47L46 250H45ZM49 252H51V251H49ZM60 252V251H59ZM261 252V251H260ZM35 253H36V251H35ZM27 254H28V251H27ZM32 254V253H31ZM39 254V253H38ZM42 254H44V257H45V259H46V254L45 253H42ZM50 254V253H49ZM19 255V254H18ZM46 255V256H45ZM52 255V254H51ZM24 256V255H23ZM34 255L32 254V257H33ZM55 256V254L52 256V257H54ZM2 257V256H1ZM6 257V256H5ZM36 258H38L39 259V256H35ZM35 257H34V260H35ZM7 258V257H6ZM14 258V257H13ZM18 258H20V257H18ZM31 258V257H30ZM49 258V257H48ZM55 258V257H54ZM260 259H261V257H260ZM14 260H16V259H13L12 261H11V259L9 260V261H11L12 262V264H13V261ZM263 260V259H262ZM2 261V260H1ZM6 261H7V259H6ZM5 261V263H7ZM53 261V260H52ZM55 261V260H54ZM56 262V261H55ZM62 262V261H61ZM66 262V261H65ZM4 263V262H3ZM18 263H19V261H18ZM51 263V262H50ZM49 263V264H50ZM58 262H56L55 264H57ZM8 264V263H7ZM11 264V263H10ZM31 264H33V263H31ZM36 264H38V263H36ZM42 264V263H41ZM46 264V263H45ZM47 264H48V262H47ZM63 264V263H62ZM255 264V263H254Z\"/></svg>","mask_w":264,"mask_h":264}]
</instances>
